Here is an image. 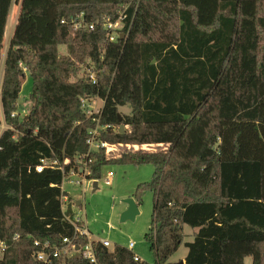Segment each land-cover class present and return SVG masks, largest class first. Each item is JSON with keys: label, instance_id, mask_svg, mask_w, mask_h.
I'll list each match as a JSON object with an SVG mask.
<instances>
[{"label": "trees", "instance_id": "trees-1", "mask_svg": "<svg viewBox=\"0 0 264 264\" xmlns=\"http://www.w3.org/2000/svg\"><path fill=\"white\" fill-rule=\"evenodd\" d=\"M15 2L0 0L8 127L0 135V264H40L36 242L61 245L73 235L61 210L62 173L34 168L42 158L73 163L87 153L95 124L81 107L86 95L105 101L102 124L117 131L102 139L119 147L91 156L90 179L100 180L105 167H154L132 198L140 207L143 194L153 193L145 240L155 264H167L184 244L185 226L195 231L185 264L248 257L264 264V0H19L4 57ZM82 13L101 23L125 14L123 40L110 42L102 25L75 31L61 24ZM60 46L69 47L68 57ZM89 66L98 85L79 78ZM26 75L31 107L12 118ZM125 107L130 114L120 112ZM93 245L99 264H147L126 248ZM66 264L89 262L76 255Z\"/></svg>", "mask_w": 264, "mask_h": 264}, {"label": "rangeland", "instance_id": "rangeland-1", "mask_svg": "<svg viewBox=\"0 0 264 264\" xmlns=\"http://www.w3.org/2000/svg\"><path fill=\"white\" fill-rule=\"evenodd\" d=\"M19 9L20 2L16 0L12 7L7 27L4 57L9 49ZM260 12L264 15V4H261ZM107 21H110V19H107ZM59 54L61 57H68L69 47L60 46ZM2 76L3 74L1 73L0 79H2ZM32 89V79L29 75H26L17 109V112L21 113L22 117L25 116L23 114L24 111H26L27 114L29 113ZM120 112L128 115L130 114V109L128 107L121 108ZM2 124L5 125V121L3 112L0 111V126ZM2 132L0 127V134ZM109 172L114 175L111 186H106L101 181L98 185V190L93 192V185L87 183V193L83 195V187L66 184L64 187L66 193L70 198L82 202V207H77L76 212H78L79 209L85 212L87 227L94 240H106L110 242L111 247L109 249H113L115 246L128 249L130 243H134V254L147 264H155V257L150 250V245L145 240V235L149 232L151 226L153 193L146 191L143 194L142 203L139 207L140 213L134 221H121V215L124 212V207H126L124 202L133 196L139 185L151 182L154 174V167L151 165L105 167L103 169L102 178L104 179ZM194 233L195 231L191 228L187 226L184 227V244L170 258L167 264H181V262H183V259L188 253L185 243L193 241ZM245 264H253L252 258H246Z\"/></svg>", "mask_w": 264, "mask_h": 264}, {"label": "built area", "instance_id": "built-area-1", "mask_svg": "<svg viewBox=\"0 0 264 264\" xmlns=\"http://www.w3.org/2000/svg\"><path fill=\"white\" fill-rule=\"evenodd\" d=\"M124 13V12H123ZM121 13V17L116 23L110 21H103L102 23L99 20L95 22H88L85 18V15L82 13L78 16H73L69 19H63L61 24L71 26L75 31H93L96 26L102 25L104 30L109 31L108 37L110 42H116L118 35L121 36L123 29L125 28L123 19L126 18V15ZM79 78H85L88 82H91L93 85H98L97 74L94 71L93 66H89L83 69V73ZM80 103L83 111H85L88 118H91L95 126L91 128L88 132V138L86 145L88 151L84 155H78L73 160V163L70 159L64 160L61 162L58 158H42L38 166L34 168L36 173L42 174L47 170L59 171L62 173L63 180L61 185V210L65 222L73 228V235L71 237H64L62 239L61 245L52 246L48 242L40 243L36 242L35 247L38 249L34 254V258L40 264H66V261L76 255L81 256L83 259L89 262V264H99L98 259L94 250V243H100L106 248H110V242L106 240H94L92 234L90 233L85 212L81 209L76 212L77 207H82V204L78 206V201L70 198L65 190V185H73L78 187H83V195L87 193L86 187L87 183L93 185L95 182L99 185L101 181L106 186L112 185V179L114 175L108 173V175L103 179L94 180L90 179L92 175V170L90 165L92 164L91 156L97 153H100L102 150L106 151L107 154H113L119 150L118 146L109 144L108 142L102 139L103 133H108L110 131L116 132V128L111 125L102 124V115L105 106V101L99 97H89L82 96L80 98ZM25 116L28 114L26 111L23 112ZM22 117L21 113L15 112L12 115V118ZM1 130H7L8 127L4 124L1 126ZM12 130V128H10ZM68 167V168H67ZM81 202V201H80ZM82 203V202H81ZM71 210V214H69ZM86 239L88 244L82 248L79 247L76 243L77 240ZM1 253L5 250L3 243L0 244ZM135 244L130 243L128 250L134 254ZM135 261L142 262L137 255L134 254Z\"/></svg>", "mask_w": 264, "mask_h": 264}, {"label": "water", "instance_id": "water-1", "mask_svg": "<svg viewBox=\"0 0 264 264\" xmlns=\"http://www.w3.org/2000/svg\"><path fill=\"white\" fill-rule=\"evenodd\" d=\"M120 38L123 40L124 35H121ZM120 132L121 133L124 132L123 127L120 128ZM97 190H98V184H97V182H95L93 192H96ZM124 203H125L127 208L121 215V221L122 222L134 221L140 213L139 207L137 206V204L133 198L126 200ZM81 204L82 203L80 201H78V206H80ZM181 264H185V262L183 261V262H181Z\"/></svg>", "mask_w": 264, "mask_h": 264}, {"label": "crops", "instance_id": "crops-1", "mask_svg": "<svg viewBox=\"0 0 264 264\" xmlns=\"http://www.w3.org/2000/svg\"><path fill=\"white\" fill-rule=\"evenodd\" d=\"M1 80V84H0V111L2 112V106H1V86H2V80H3V76ZM1 135V134H0ZM132 198V197H131ZM125 209L123 211L126 210L127 207H124ZM111 244V243H110ZM186 258V257H185ZM185 258L183 259V261L185 262Z\"/></svg>", "mask_w": 264, "mask_h": 264}]
</instances>
